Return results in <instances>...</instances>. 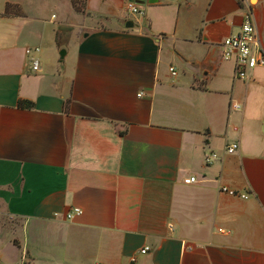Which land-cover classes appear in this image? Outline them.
I'll use <instances>...</instances> for the list:
<instances>
[{
	"label": "crops",
	"instance_id": "1",
	"mask_svg": "<svg viewBox=\"0 0 264 264\" xmlns=\"http://www.w3.org/2000/svg\"><path fill=\"white\" fill-rule=\"evenodd\" d=\"M243 12L0 0V264H264V67L236 79L219 48ZM251 13L264 52V0Z\"/></svg>",
	"mask_w": 264,
	"mask_h": 264
},
{
	"label": "built area",
	"instance_id": "2",
	"mask_svg": "<svg viewBox=\"0 0 264 264\" xmlns=\"http://www.w3.org/2000/svg\"><path fill=\"white\" fill-rule=\"evenodd\" d=\"M244 7V12L242 14V21L237 34L225 37L221 40L219 44L220 56L225 61H232L234 64V76L236 79L243 80L247 76L248 70L256 67H264V52L259 44L256 37L254 26L252 23V13L251 8L256 4L257 0H239ZM126 13L139 16L142 11L138 5L132 1H127L125 3ZM53 17V16H52ZM25 54L28 55L30 68L33 72L39 70L40 62L34 55L38 54V47L25 48ZM169 71L174 75L173 68H169ZM230 108L233 110L239 109V105L236 103H231ZM237 149V143L231 142L225 146V153L231 154ZM216 157L214 153H209L204 157V163L210 164L212 160ZM185 184H192L196 182L195 176H187L183 179ZM219 192L224 193L228 196H235L239 198H246V194L238 193L234 190L228 189L224 186L219 188ZM81 210L77 207L71 208L64 214L65 220H71L74 216L80 215ZM54 216H56L54 214ZM148 247L144 246L139 250L140 254L147 252ZM130 261H134V257L130 258Z\"/></svg>",
	"mask_w": 264,
	"mask_h": 264
},
{
	"label": "trees",
	"instance_id": "3",
	"mask_svg": "<svg viewBox=\"0 0 264 264\" xmlns=\"http://www.w3.org/2000/svg\"><path fill=\"white\" fill-rule=\"evenodd\" d=\"M69 1H70L71 6L74 8V10L78 11L81 8H83L85 0H69ZM8 7H9V5L6 6L5 12H7ZM17 106L19 108L30 109V108H32L33 104H32V102H30L28 100H18Z\"/></svg>",
	"mask_w": 264,
	"mask_h": 264
},
{
	"label": "rangeland",
	"instance_id": "4",
	"mask_svg": "<svg viewBox=\"0 0 264 264\" xmlns=\"http://www.w3.org/2000/svg\"><path fill=\"white\" fill-rule=\"evenodd\" d=\"M46 53H47L46 50H41V51L37 54V56H38V58H39L40 61H42L43 59H45V60H49V59H50V56H48V54H46ZM58 55H59V52H58V54H57V57H58ZM93 263H94V262L89 263V264H93ZM66 264H82V263H72V262L70 261V262H67ZM83 264H85V263H83Z\"/></svg>",
	"mask_w": 264,
	"mask_h": 264
},
{
	"label": "water",
	"instance_id": "5",
	"mask_svg": "<svg viewBox=\"0 0 264 264\" xmlns=\"http://www.w3.org/2000/svg\"><path fill=\"white\" fill-rule=\"evenodd\" d=\"M153 1H154V0H148V2H153ZM135 3L142 4L143 1H135ZM125 26H126V27H131V26H132V23H131L130 21H128V22H126V25H125ZM60 29H61V30H69L70 28H69V27H65V26H63V27H61ZM63 54H64V51L61 50L60 53H59V55L62 56Z\"/></svg>",
	"mask_w": 264,
	"mask_h": 264
}]
</instances>
